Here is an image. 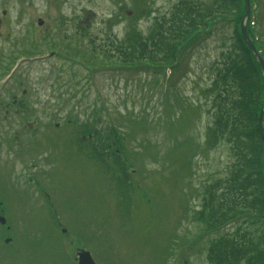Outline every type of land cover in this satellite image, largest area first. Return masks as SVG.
I'll return each instance as SVG.
<instances>
[{"label":"rangeland","instance_id":"1","mask_svg":"<svg viewBox=\"0 0 264 264\" xmlns=\"http://www.w3.org/2000/svg\"><path fill=\"white\" fill-rule=\"evenodd\" d=\"M201 1L211 5L214 0ZM175 4L177 0H0V16L7 12L0 35L2 65L13 54L31 51L39 57L23 64L2 99L9 104L16 95L35 117L21 121L26 149L22 161L10 162L14 180L0 173V216L7 222L0 225V264H77L73 252L81 247L96 264H208L206 241L204 248L190 247L201 232L191 219L202 202L201 188L225 177L229 154L225 147L206 146L212 112L204 91L213 80L211 65L233 42V24H220V33L214 31L188 53L168 81L165 75L119 71L99 74L86 89L82 67L58 55L44 59L53 46L64 50L78 41L99 44L108 34L121 41L133 28L148 36ZM87 10L97 17L90 30L81 32L79 22ZM257 22L263 37L264 20L258 17ZM114 119L128 149L122 158L129 180L122 187L116 182L114 157L101 163L91 151L93 138L84 137L81 150L77 142L85 126L105 132L100 124L107 128ZM263 121L264 108V133ZM0 133L2 144V124Z\"/></svg>","mask_w":264,"mask_h":264},{"label":"trees","instance_id":"2","mask_svg":"<svg viewBox=\"0 0 264 264\" xmlns=\"http://www.w3.org/2000/svg\"><path fill=\"white\" fill-rule=\"evenodd\" d=\"M246 12L245 0H214L211 5L201 0H177L168 17L154 22L148 36L131 29L121 41L108 37L98 46L91 42L85 52L75 50L78 57L91 65L118 62L117 65L126 68L147 67L163 72L175 65L180 52L218 23L234 24L233 42L211 65L213 80L204 91L211 101L212 112L206 146L209 150L225 147L229 163L224 178L199 191L202 202L194 220L201 231L214 230L236 220V225L225 236L210 242L209 264H264V139L261 124L264 72L241 34V22ZM253 32L248 24L250 39ZM262 45L264 48V43ZM260 49L264 57L261 46ZM100 125L105 132L90 127L86 128V133L93 135L97 149L101 151L110 141L114 143L118 148L114 154L118 181L128 180L121 157V151H126L125 136L115 128L110 131L109 126L107 129L104 124ZM96 156L103 159L104 154L96 150Z\"/></svg>","mask_w":264,"mask_h":264},{"label":"flooded vegetation","instance_id":"3","mask_svg":"<svg viewBox=\"0 0 264 264\" xmlns=\"http://www.w3.org/2000/svg\"><path fill=\"white\" fill-rule=\"evenodd\" d=\"M2 14H4V12ZM0 20L2 21V27H1L0 35H2L5 32L7 23H6V19L2 20L0 18ZM15 58H16V56L13 55V57H11V60H9V61L12 62V61L15 60ZM3 62H5V61H2V62L0 61V78H1L2 74L4 73V71L6 70V68L8 67L6 64L5 65H2V64H4ZM15 99H16V97H15ZM17 102H19V101H17ZM13 104H16V100L13 102ZM12 114L14 115L15 118H17V120H18V126L21 127V118L23 117V114L22 113H17V112H13ZM6 116L9 117L10 114L7 113ZM15 139L17 141L20 140V136H19V132L18 131L16 132ZM18 148H19V145H16L15 151H17Z\"/></svg>","mask_w":264,"mask_h":264},{"label":"water","instance_id":"4","mask_svg":"<svg viewBox=\"0 0 264 264\" xmlns=\"http://www.w3.org/2000/svg\"><path fill=\"white\" fill-rule=\"evenodd\" d=\"M247 4L249 5L248 0H247ZM88 14H89V18L90 19L94 17L93 14H91V13H88ZM82 27L87 29V28H89V25L88 24H82ZM243 34L245 36V28H244V26H243ZM249 46L254 51V48L250 44H249ZM256 56H257L259 62L261 63V65L264 67V62L262 61L260 56L258 54H256ZM0 222L2 224H5V220L2 219V218H0ZM79 256H80V264H95L94 261L91 258V255L89 253L83 252V253H80Z\"/></svg>","mask_w":264,"mask_h":264}]
</instances>
